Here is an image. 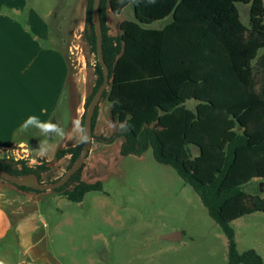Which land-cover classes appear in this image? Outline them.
Masks as SVG:
<instances>
[{"label": "trees", "instance_id": "trees-1", "mask_svg": "<svg viewBox=\"0 0 264 264\" xmlns=\"http://www.w3.org/2000/svg\"><path fill=\"white\" fill-rule=\"evenodd\" d=\"M92 4L87 0L81 37L94 56L96 80L84 113L102 83ZM238 4L249 6L247 26ZM128 6L134 21L120 23L119 34L109 35L107 13L119 16ZM99 13L109 70L99 104L106 99L110 122L118 127L108 138L92 139L105 144L122 139L121 156L141 157L150 149L156 163L172 168L193 189L220 227L227 239V264H264L252 249L237 251L231 228L243 217L264 214V197L243 191L264 180V0H101ZM166 19L170 21L161 29L147 28ZM188 102L194 103L192 109ZM83 121L84 114L81 128ZM83 142L56 151L55 161L70 155L68 170ZM84 168L85 163L53 191L72 203H81L89 192H102L99 182L82 181ZM0 169L14 176L34 174L43 182L50 166L28 168L0 158Z\"/></svg>", "mask_w": 264, "mask_h": 264}, {"label": "rangeland", "instance_id": "rangeland-1", "mask_svg": "<svg viewBox=\"0 0 264 264\" xmlns=\"http://www.w3.org/2000/svg\"><path fill=\"white\" fill-rule=\"evenodd\" d=\"M27 2L46 19L50 32L59 26L68 37L69 24L63 19L72 15L79 21L78 0ZM237 9L242 24L247 26L249 6L238 4ZM122 21H134L131 6L122 10L119 16L112 17L107 13L106 26L112 36L119 34L118 24ZM159 24L154 23L152 27ZM81 35L80 30L74 32L66 39L67 45L55 42L67 60L69 77L56 110V128L62 130V135L56 128L52 133L45 126L37 131L38 149L47 154L38 162H53L50 171L42 177L43 183H51L65 174L70 157L56 162L55 153L61 149L63 136L71 133L78 124V111L82 106L84 114V101L95 84V59L82 42ZM99 106L105 113L102 128L109 137L118 126L109 120L106 99H102ZM187 106L192 109L194 103L188 102ZM80 124L81 118L78 126L81 140L83 129ZM122 142L117 139L98 146L85 161L81 179L87 184L99 182L102 192L87 193L81 203H72L55 191L42 192L49 196L41 203V209L47 226L48 247L57 262L227 264V239L208 216L193 189L184 184L172 168L156 163L150 149L141 157L121 156ZM196 154L193 150V155ZM259 183L264 180H255L244 186L243 191L264 197V191H259ZM231 228L237 251L242 253L252 249L264 261V214L243 217L232 222ZM175 232L180 233V240L162 239Z\"/></svg>", "mask_w": 264, "mask_h": 264}, {"label": "crops", "instance_id": "crops-1", "mask_svg": "<svg viewBox=\"0 0 264 264\" xmlns=\"http://www.w3.org/2000/svg\"><path fill=\"white\" fill-rule=\"evenodd\" d=\"M86 6L87 0H78L79 21L72 15L63 19L69 24L66 37L59 26L50 32L46 19L27 0H0V158L27 156L39 165L38 160L46 157L38 149L37 131L46 125L57 127L56 110L69 77L66 58L55 42L67 45L66 39L74 32L83 31ZM169 21L147 28L161 29ZM105 111L108 113V107ZM82 115L83 106L78 111V124L61 139L60 150L77 146ZM104 118V111L98 109L93 137L108 138L102 128ZM54 130L50 128L52 133ZM100 145L108 144L92 139L86 162ZM47 195L0 183V264H59L48 247L41 209Z\"/></svg>", "mask_w": 264, "mask_h": 264}, {"label": "water", "instance_id": "water-1", "mask_svg": "<svg viewBox=\"0 0 264 264\" xmlns=\"http://www.w3.org/2000/svg\"><path fill=\"white\" fill-rule=\"evenodd\" d=\"M100 2L101 0H93L91 22L95 34L97 62L102 71V83L98 88V90L96 91V93L94 94L93 98L91 99L84 113V121L82 127L84 142L77 159L72 164V166L65 172V174L61 178H59L56 182L43 183L40 182L39 179L34 174L14 176L4 172L1 169H0V179L15 186L24 187L35 191L48 192L65 186L69 182L71 177L85 163L92 142V118L95 112V108L99 104V101L104 91L108 88L109 85V70L104 61L103 49H102V29H101L100 13H99ZM52 164L53 162L49 163V166H51ZM259 191L261 193L264 191V183H259ZM180 237H181L180 233L175 232L163 236L162 239L169 242H176L180 240Z\"/></svg>", "mask_w": 264, "mask_h": 264}, {"label": "built area", "instance_id": "built-area-1", "mask_svg": "<svg viewBox=\"0 0 264 264\" xmlns=\"http://www.w3.org/2000/svg\"><path fill=\"white\" fill-rule=\"evenodd\" d=\"M14 161H19V162H24V165L26 166V167H28V168H32V167H34V163L33 162H31V161H29L28 159H27V156H24L23 158H19V159H17V160H14Z\"/></svg>", "mask_w": 264, "mask_h": 264}, {"label": "clouds", "instance_id": "clouds-1", "mask_svg": "<svg viewBox=\"0 0 264 264\" xmlns=\"http://www.w3.org/2000/svg\"><path fill=\"white\" fill-rule=\"evenodd\" d=\"M45 127L46 128H56V126H53V125H46ZM56 130H57V132H59L62 135V130H60L58 128H56ZM82 139H84V138L82 137Z\"/></svg>", "mask_w": 264, "mask_h": 264}]
</instances>
